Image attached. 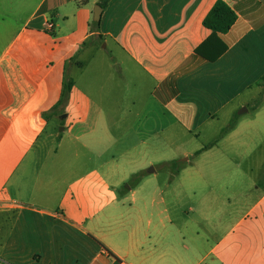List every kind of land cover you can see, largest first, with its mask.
I'll list each match as a JSON object with an SVG mask.
<instances>
[{"label": "crops", "instance_id": "obj_1", "mask_svg": "<svg viewBox=\"0 0 264 264\" xmlns=\"http://www.w3.org/2000/svg\"><path fill=\"white\" fill-rule=\"evenodd\" d=\"M98 1L0 0V264H264V187L225 219L234 202L222 188L159 182L133 156L168 145L170 128L264 145V0H226L237 20L214 62L195 51L217 0H111L101 45L149 90L124 107L93 103L78 83L95 63L81 57L99 38ZM204 192L207 214L191 201Z\"/></svg>", "mask_w": 264, "mask_h": 264}, {"label": "rangeland", "instance_id": "obj_2", "mask_svg": "<svg viewBox=\"0 0 264 264\" xmlns=\"http://www.w3.org/2000/svg\"><path fill=\"white\" fill-rule=\"evenodd\" d=\"M101 43L102 39L96 38L95 41L89 43V50L82 55L81 59L93 55L96 58L92 68L89 67L84 71L82 79L78 81L79 86L82 85L93 103L102 100L106 107L111 104L110 101L112 100L118 101L120 106L123 107L128 106L132 100H135L139 105H143L148 99L147 93L149 91L148 88L142 89L145 79L136 73V68L116 49L111 46L104 49L105 44L101 45ZM116 61L122 66L113 67L115 72H109L108 66L115 64ZM121 61L126 62V65ZM102 66H105V69ZM69 74L77 77V75H80V70L75 65H70ZM105 116L107 120H110L113 114L106 113ZM259 117L261 119L262 115H259ZM245 118H248V116ZM199 131L202 133L201 135ZM199 131L196 132L199 134L198 138H189L186 137V131L184 130L168 129L165 132L169 140L168 145L161 147L155 145L154 141L147 155L144 153L139 154V151L133 152V156L137 159L135 166L143 172H148L153 168L156 171L154 176H157L159 182H169L172 185L194 184L203 187L216 184L219 188H222L219 195L224 198H232L234 202L233 210L229 209L224 214V218L228 219L230 214L233 218L240 210L237 207L246 206L245 193L251 190L253 186L264 187V145L261 142L262 140L257 137L249 145H245L240 141V144L229 147L225 145V142L220 143L218 146H211V143L215 141L210 138L212 135L206 133L207 129ZM215 131L219 133L220 128ZM205 147L207 149L199 156L193 154L188 158L182 154V151L194 153ZM186 158L189 160L182 162ZM163 159H172L174 162L164 165ZM122 163L125 164V162ZM179 170H183L181 175L178 174ZM189 171H198L199 174L197 176L188 173ZM131 180L132 177L129 178L128 184L131 183ZM254 194L257 193L254 192L248 200L252 201ZM207 195L204 192L191 200L198 207L204 204L202 208L206 214L209 213L208 204L210 200ZM191 201L183 200L186 212H188V202Z\"/></svg>", "mask_w": 264, "mask_h": 264}, {"label": "trees", "instance_id": "obj_3", "mask_svg": "<svg viewBox=\"0 0 264 264\" xmlns=\"http://www.w3.org/2000/svg\"><path fill=\"white\" fill-rule=\"evenodd\" d=\"M84 1L85 0H80V3ZM110 2L111 0H99L97 4L100 5L103 10H106ZM236 20L237 14L228 5L226 0H217L214 7L210 10L208 15L204 19V26L211 31V35L196 49V55L210 62L217 61V59H219V57L223 55L228 49L226 44H224V42L221 40L220 35L228 33L235 24ZM100 24L101 21L94 22L92 19L89 26L90 33L98 34V37L101 39ZM73 85V82L66 81L64 86L65 92H70ZM63 101L64 98H62L60 103H62ZM44 116L47 117V114H45ZM205 149H207V147H205L203 150ZM202 151L197 152L196 155H199ZM138 179L139 177L137 176L136 180Z\"/></svg>", "mask_w": 264, "mask_h": 264}, {"label": "water", "instance_id": "obj_4", "mask_svg": "<svg viewBox=\"0 0 264 264\" xmlns=\"http://www.w3.org/2000/svg\"><path fill=\"white\" fill-rule=\"evenodd\" d=\"M103 11H104L103 8L98 4L93 8V18L92 19L94 22H99L101 20ZM154 171L155 170L153 168L150 169V172H154Z\"/></svg>", "mask_w": 264, "mask_h": 264}]
</instances>
